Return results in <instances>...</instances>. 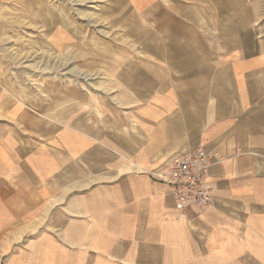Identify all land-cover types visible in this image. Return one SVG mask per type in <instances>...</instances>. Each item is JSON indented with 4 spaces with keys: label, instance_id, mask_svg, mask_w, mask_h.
<instances>
[{
    "label": "crops",
    "instance_id": "1",
    "mask_svg": "<svg viewBox=\"0 0 264 264\" xmlns=\"http://www.w3.org/2000/svg\"><path fill=\"white\" fill-rule=\"evenodd\" d=\"M9 1L0 17L61 15ZM84 1L112 38L80 55L70 22L51 32L92 86L55 71L27 95L0 63L3 256L17 239L18 264H264V0ZM196 148L212 203L177 212L158 174Z\"/></svg>",
    "mask_w": 264,
    "mask_h": 264
},
{
    "label": "rangeland",
    "instance_id": "2",
    "mask_svg": "<svg viewBox=\"0 0 264 264\" xmlns=\"http://www.w3.org/2000/svg\"><path fill=\"white\" fill-rule=\"evenodd\" d=\"M42 2L43 8L50 9L53 5L64 17L61 15L56 18L51 16H43V18L0 17L2 24L4 21L9 25L2 32L1 27L3 26L0 23V63H3L1 67L4 66L5 71L12 76L16 88L19 87L18 85L26 88L27 95L49 92L51 87L50 75L55 74V71H58V74H67L68 76L70 70V75L76 79L77 83H80L78 80H82L86 85L92 86L98 77H89L87 75L89 70L83 69L78 64L73 65V60H69V66L66 65L68 58L73 57V55L71 50H67L63 44L70 40L66 39L64 32L53 33L51 28L60 24L67 25L70 22L69 27L74 33L71 40H79L83 44L81 49H77L81 55L84 52H89L88 49L90 48L86 45L87 42L112 38L110 23L97 17L100 11L94 2L84 0H42ZM9 3L11 8H13L12 5L16 4L13 0H10ZM54 7L53 9H55ZM257 25L264 34V2ZM88 55L97 56L96 53H93V49ZM57 67L59 69L54 70ZM17 78H21L20 81ZM34 99L35 97H29V100ZM19 247V240H12L10 245L11 256L8 254L3 256L0 239V264H18L19 258L14 254ZM23 259L25 260V258Z\"/></svg>",
    "mask_w": 264,
    "mask_h": 264
},
{
    "label": "built area",
    "instance_id": "3",
    "mask_svg": "<svg viewBox=\"0 0 264 264\" xmlns=\"http://www.w3.org/2000/svg\"><path fill=\"white\" fill-rule=\"evenodd\" d=\"M211 155L202 148L171 158L159 172L160 179L172 186L177 212L204 208L212 203V188L207 182Z\"/></svg>",
    "mask_w": 264,
    "mask_h": 264
}]
</instances>
